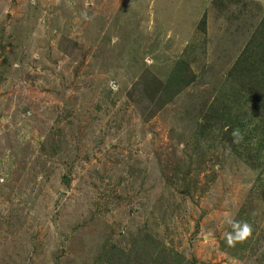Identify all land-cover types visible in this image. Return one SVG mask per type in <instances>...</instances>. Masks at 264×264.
<instances>
[{"label":"rangeland","instance_id":"rangeland-1","mask_svg":"<svg viewBox=\"0 0 264 264\" xmlns=\"http://www.w3.org/2000/svg\"><path fill=\"white\" fill-rule=\"evenodd\" d=\"M263 17L0 0V264H264Z\"/></svg>","mask_w":264,"mask_h":264},{"label":"trees","instance_id":"trees-1","mask_svg":"<svg viewBox=\"0 0 264 264\" xmlns=\"http://www.w3.org/2000/svg\"><path fill=\"white\" fill-rule=\"evenodd\" d=\"M264 19V17H263ZM262 30H260L259 32L260 33H257L255 35V37H259V38H263L264 40V21H263V25L261 26ZM261 49H258L257 48V51L255 50H252L250 51V48L249 47H246L245 50L241 53V55L239 56V58L236 60L234 66L232 69H234V71H236V74L235 76L239 77L241 76L242 74H245V73H248V74H254V76L258 75L259 73V66L264 69V57H261L260 54H262L260 51ZM257 52V53H255ZM258 62H262L263 65H259ZM243 71H246V72H243ZM179 73V71L177 72ZM247 74V75H248ZM177 74H173L172 78L168 80V82L170 83L171 80H174V79H177V78H173L175 77ZM242 76H245V75H242ZM167 85V84H166ZM165 85V86H166ZM166 90H169V89H163L162 92L166 91ZM176 90L178 89H175L174 92H177Z\"/></svg>","mask_w":264,"mask_h":264},{"label":"clouds","instance_id":"clouds-1","mask_svg":"<svg viewBox=\"0 0 264 264\" xmlns=\"http://www.w3.org/2000/svg\"><path fill=\"white\" fill-rule=\"evenodd\" d=\"M234 227L237 228L238 230L236 231L234 236H232L231 234L228 236L227 243L229 245H232L234 241L243 240L251 232V229H250L249 225L246 224V223L243 224L242 227L239 224H235Z\"/></svg>","mask_w":264,"mask_h":264}]
</instances>
